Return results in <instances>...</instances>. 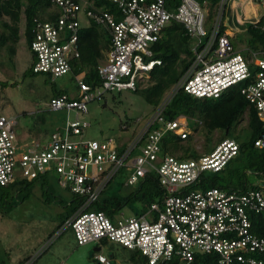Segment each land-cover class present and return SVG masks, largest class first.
I'll return each instance as SVG.
<instances>
[{
    "label": "built area",
    "instance_id": "1",
    "mask_svg": "<svg viewBox=\"0 0 264 264\" xmlns=\"http://www.w3.org/2000/svg\"><path fill=\"white\" fill-rule=\"evenodd\" d=\"M105 1L114 9L97 5L96 0H50L57 14L54 19L34 18L29 44L35 55L32 71L51 80L71 75V61L79 57L81 18L105 27L110 44L97 65L98 84L89 83L81 73L74 78L76 93L62 92L50 99V110H74L76 115L55 127L47 140L20 142L17 119L0 114V186L17 177L55 175L62 188L84 198L57 231L70 228L78 245L92 243L100 248L103 241H113L148 264L173 260L190 264L196 253H215L219 264H264V237L252 232L250 219L251 213L264 212V177L257 188L247 191L205 184L207 172L222 171L239 154L238 142L225 138L209 151L196 146L198 155L190 159L163 154L160 147L165 132L181 138L193 133L185 116H163L177 90L196 98H217L237 87L256 109L261 132L254 145L264 150V53L259 58L255 53L243 56L226 29L233 21L264 30V0H217L210 18L209 0ZM227 6L236 9L234 16L226 15ZM171 20L181 23L193 39V59L179 81L133 137L124 141L81 138L89 122L80 120L79 114L88 112L91 101L102 100L108 92L135 90L145 73L160 63L151 58V45ZM125 166L132 169L127 185L147 173L157 176L165 192L160 202H152L143 214H121L115 219L101 210H85ZM94 260L112 264L100 250Z\"/></svg>",
    "mask_w": 264,
    "mask_h": 264
},
{
    "label": "rangeland",
    "instance_id": "2",
    "mask_svg": "<svg viewBox=\"0 0 264 264\" xmlns=\"http://www.w3.org/2000/svg\"><path fill=\"white\" fill-rule=\"evenodd\" d=\"M235 10L234 7L227 6L226 15L232 17ZM53 12L55 9L52 7L42 9V14L46 17ZM249 15L252 17L251 12ZM23 22L20 25L15 55L10 57L5 47L0 49V114L17 119L16 131L20 142L39 139V135L33 133L35 129L40 128L50 133L55 127L64 125L67 118L73 120L76 115L74 110L68 113L63 110H50L49 101L55 91L62 90L69 94L77 91L75 79L70 74L51 80L47 74L32 71L35 55L24 36ZM80 22L84 26L88 24L86 18H81ZM251 26L254 27L249 22L240 24L232 21L226 29L235 38L234 46L238 52L245 57L255 53L259 58L264 48L248 33ZM236 29L238 31H235ZM255 29L260 30V26ZM0 30H4L1 24ZM189 44H193L192 38L189 39ZM105 53L106 51L104 58ZM145 81H142L141 88L137 91H112L106 93L102 100L91 101L88 104V112L79 114L80 120L89 122L81 138L102 140L111 137L121 141L130 138L131 133L142 127L155 109L144 98L142 89L146 85ZM190 122L187 119L188 129H191ZM124 123L128 125V129L121 128ZM246 125L244 118L230 129L228 137L237 136V139L245 140L248 136ZM219 135L218 131L214 132L213 143L217 142ZM196 146H200V151L206 148L204 136L200 132H193L192 144L186 147L187 152L197 154ZM248 160L249 156L244 153L229 161L227 169L218 173L219 176L225 175L227 179L215 178L217 186L231 181L235 183V188L241 189L240 184L245 180L246 190L259 186L263 177L255 174L254 169L248 165ZM131 171V168L122 167L99 198L122 196L128 192L132 186L127 185L126 181ZM214 175L216 176V173H206L211 179ZM240 176L243 177L242 180H239ZM205 184L208 186L207 180ZM72 195L74 194L58 184L56 176L52 174L40 175L30 182L17 177L11 186L0 188V264H17L20 258L30 254V264H52L56 260L54 253L59 250H63L62 256L68 251H73V256L67 264H97L94 260L97 251H94L95 246L92 243L78 246L70 228L59 234L56 232L58 228L55 230L56 225L64 218L67 211L66 202ZM139 204H125L112 218L115 219L121 214L140 215L136 212ZM148 209L149 207L146 211ZM53 230L56 237L46 240ZM63 240L67 243L60 245ZM100 252L109 257L112 264H127L135 259V252L113 241H103Z\"/></svg>",
    "mask_w": 264,
    "mask_h": 264
},
{
    "label": "trees",
    "instance_id": "3",
    "mask_svg": "<svg viewBox=\"0 0 264 264\" xmlns=\"http://www.w3.org/2000/svg\"><path fill=\"white\" fill-rule=\"evenodd\" d=\"M176 1L179 2V0ZM210 1L211 8L209 10V18L213 15L214 5L217 0ZM96 4H106L109 10L114 9L113 4L105 0H96ZM50 6V0H0V24L4 28V30H0V49L5 47L10 57L15 55L22 21H24V36L30 44L32 38L30 30L34 18L53 20L57 15L55 12L49 17L42 14L43 7ZM255 28L251 26L248 33L263 45L264 48V30ZM189 39L190 37L187 35L184 26L175 20H171L160 32L158 40L151 45V58L159 60L160 63L155 64L145 73L143 79L138 82L136 89L133 91L139 90L142 81L146 80V85L143 87L142 92L145 100L152 104L155 109L164 100L165 93H168L179 81L193 59V52L191 50L192 45L189 44ZM231 40L234 44L233 37ZM109 44L110 36L105 27L93 20H91L88 25L83 26L78 33L79 57L71 61V76L73 79L82 73L86 81L91 84H98L99 77L97 74V65L104 59V51L109 47ZM263 53L264 51L261 52V54ZM62 92L65 91H55L53 96H57ZM162 113L165 119L185 116L190 120L193 132H200L204 136L205 151L211 150L215 144L225 138H229L228 133L230 129L246 118V128L248 130L247 138L245 140H239L237 136L232 137L239 144L240 149L237 156L246 153L249 156L248 165L254 169L255 174L264 177V150L254 145V140L261 132V121L257 116L256 109L248 104L237 87L228 89L217 98H196L180 88L170 98ZM121 128L128 129V125L126 123L121 124ZM215 131H218L220 135L217 138V142L213 143V134ZM135 133L136 130L131 133L130 138L133 137ZM192 136L193 133L189 134L186 138H181L169 131L165 132L160 141L162 153L174 155L180 159L196 157L198 154H190L186 150V147L192 144ZM227 167L228 164L222 172L226 170ZM219 172H215L216 176L214 175L213 179L206 176L208 177V186H217L215 178H222V180L227 179L223 174L219 176ZM226 174L228 173L226 172ZM242 179L243 177L240 176L239 180ZM32 180L24 179L26 182ZM14 183L15 181L6 186H0V188L11 186ZM246 183L247 180L241 182V189L235 188L233 186L235 183L231 181H226L225 184H221L219 187L245 191ZM131 186L132 188L122 196L114 195L103 199L98 197V199L90 203L85 210H101L113 216L120 211L125 204L134 202L140 203L136 212L137 214H141L146 211L147 207H149L152 202H160L165 194L154 173H147L145 177L139 179L136 184ZM255 187L257 188L258 186H254L253 188ZM83 200L84 198L78 195H72L71 198L67 200L65 205L67 211L62 222L56 225L55 230L56 228L59 229L60 225L62 227L64 221L80 207ZM250 219L252 223V232L258 236L264 237V212L251 213ZM55 230L49 233L46 240H53V238L56 237L55 234H53ZM31 257L32 255L23 257L20 264H27V261ZM174 261L175 260L171 261L170 264H175ZM133 263L148 264L144 258L138 254H135ZM190 264H219L218 256L215 253H196Z\"/></svg>",
    "mask_w": 264,
    "mask_h": 264
},
{
    "label": "crops",
    "instance_id": "4",
    "mask_svg": "<svg viewBox=\"0 0 264 264\" xmlns=\"http://www.w3.org/2000/svg\"><path fill=\"white\" fill-rule=\"evenodd\" d=\"M230 34H232V33H230ZM234 35H236L235 33H234ZM234 38V37H233ZM235 39V38H234ZM53 131V130H52ZM51 131V132H52ZM50 132V133H51ZM33 133H37V135H39V140H41V141H44V140H47V138L49 137V134L50 133H47V132H45L44 130H41L40 128H38V129H35V132H33ZM73 234V233H72ZM62 243L63 244H66L67 243V241L66 240H63V242H61L60 241V245H62ZM78 246H80V245H78ZM50 249V248H49ZM66 249V248H65ZM64 249V250H65ZM48 250V249H47ZM46 250V251H47ZM61 251H63V250H61ZM60 250L59 251H57V252H55L54 253V259H56L55 260V262L54 263H52V264H61V263H63V264H67L66 262H68V260H69V258L70 257H72L73 256V251L71 250V251H68V252H66V255H63L62 256V254H63V252H61ZM30 255H32V254H30ZM27 256V255H26ZM25 257V256H24ZM39 257V256H38ZM23 258V257H22ZM22 258H20L19 260H18V263L17 264H20L21 263V259ZM64 259H65V262H64ZM36 260H38V259H36ZM31 263V258L27 261V264H30Z\"/></svg>",
    "mask_w": 264,
    "mask_h": 264
},
{
    "label": "water",
    "instance_id": "5",
    "mask_svg": "<svg viewBox=\"0 0 264 264\" xmlns=\"http://www.w3.org/2000/svg\"><path fill=\"white\" fill-rule=\"evenodd\" d=\"M99 250H100L99 247H95V248H94V251H99Z\"/></svg>",
    "mask_w": 264,
    "mask_h": 264
}]
</instances>
